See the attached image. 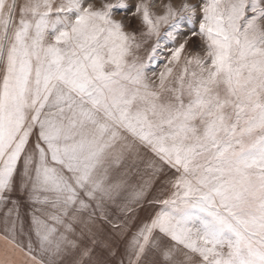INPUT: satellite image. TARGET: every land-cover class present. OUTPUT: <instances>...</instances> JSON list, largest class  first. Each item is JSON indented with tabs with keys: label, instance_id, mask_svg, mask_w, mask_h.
Returning a JSON list of instances; mask_svg holds the SVG:
<instances>
[{
	"label": "snow or ice",
	"instance_id": "snow-or-ice-1",
	"mask_svg": "<svg viewBox=\"0 0 264 264\" xmlns=\"http://www.w3.org/2000/svg\"><path fill=\"white\" fill-rule=\"evenodd\" d=\"M162 7L0 0V264H264V0Z\"/></svg>",
	"mask_w": 264,
	"mask_h": 264
},
{
	"label": "rangeland",
	"instance_id": "rangeland-1",
	"mask_svg": "<svg viewBox=\"0 0 264 264\" xmlns=\"http://www.w3.org/2000/svg\"><path fill=\"white\" fill-rule=\"evenodd\" d=\"M136 2H137V0H129V3H131V4H135ZM152 2L154 3V11L159 13V12L163 11V7L162 6H163L164 3L168 2V0H152ZM171 2L178 5L181 2V0H171ZM116 18L117 19L121 18V15L117 14ZM136 26H137V21L133 20L131 25H130V27H136ZM165 30H166V27L164 29H162L161 31L163 32ZM183 38H184L183 36L178 37L177 44L179 42H181ZM153 43H154V40L150 41L148 43V45L141 51L140 55L146 58L147 55H148V51L152 47ZM174 46L175 45L169 43V44L166 45V48L170 49V48H172ZM168 55H169V53L167 51L162 52L160 54V64H159V66H150L148 74H149V76L151 78L155 79V77L152 76L153 72H155L157 74V76H158L159 71L162 70V68L164 66V61L168 58Z\"/></svg>",
	"mask_w": 264,
	"mask_h": 264
},
{
	"label": "crops",
	"instance_id": "crops-1",
	"mask_svg": "<svg viewBox=\"0 0 264 264\" xmlns=\"http://www.w3.org/2000/svg\"><path fill=\"white\" fill-rule=\"evenodd\" d=\"M144 215H146V213H141V216H144Z\"/></svg>",
	"mask_w": 264,
	"mask_h": 264
}]
</instances>
